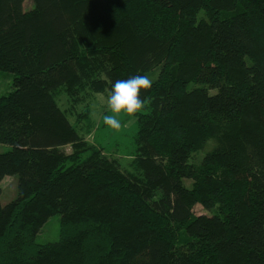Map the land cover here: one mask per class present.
Here are the masks:
<instances>
[{"label":"trees","instance_id":"obj_1","mask_svg":"<svg viewBox=\"0 0 264 264\" xmlns=\"http://www.w3.org/2000/svg\"><path fill=\"white\" fill-rule=\"evenodd\" d=\"M25 1L0 0V198L19 180L0 264H264V0ZM92 67L110 88L160 67L131 171L82 148L56 99ZM56 214L59 240L37 244Z\"/></svg>","mask_w":264,"mask_h":264},{"label":"rangeland","instance_id":"obj_2","mask_svg":"<svg viewBox=\"0 0 264 264\" xmlns=\"http://www.w3.org/2000/svg\"><path fill=\"white\" fill-rule=\"evenodd\" d=\"M33 7V0L25 1L24 9L26 11L33 9ZM201 17H203V12L199 14L198 19ZM159 73L160 67L149 71L147 76L155 82L158 79ZM83 76L84 79L88 80L78 87L79 89L76 94L71 95L68 93L69 88L68 91L61 89L56 93V99L59 105L68 115L71 124L84 137L85 143H82V148L83 146L87 148L96 146L106 154L118 158L123 170L131 171L135 161V137L139 129L140 115L148 114L149 108L147 104L145 103V108L135 118L121 114L118 117L121 120V127L118 130L110 128L104 124L103 116L105 114H111L106 104V98L111 88L106 84L105 77L101 73V68H89L88 72L83 74ZM13 81V74L0 72V95L7 96L12 93L14 90ZM212 93H215V91H212ZM153 108L154 106L151 110ZM215 143L216 141H212L204 150L195 153L191 161L193 163H199ZM10 150V146L0 144V153H6ZM62 150L66 156L71 157V160H73L71 163H74L78 159V151L73 146H65ZM88 154L85 153L83 158ZM18 182L17 176H7L3 179L0 198L3 206L17 198ZM184 183L188 188L192 187L191 180H184ZM194 214L197 216L212 215L211 212L205 210L200 204L195 207ZM60 223L61 216L59 214L49 218L36 237L37 244L46 245L57 242L60 238Z\"/></svg>","mask_w":264,"mask_h":264},{"label":"clouds","instance_id":"obj_3","mask_svg":"<svg viewBox=\"0 0 264 264\" xmlns=\"http://www.w3.org/2000/svg\"><path fill=\"white\" fill-rule=\"evenodd\" d=\"M152 83L147 75H135L126 80L115 81L106 98L107 109L111 114L103 116L104 124L118 130L121 127V120L118 119L121 114L135 118L145 108L141 91L150 89Z\"/></svg>","mask_w":264,"mask_h":264}]
</instances>
